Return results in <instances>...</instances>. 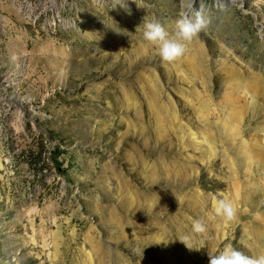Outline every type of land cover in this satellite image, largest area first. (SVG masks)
<instances>
[{
	"label": "rangeland",
	"instance_id": "1",
	"mask_svg": "<svg viewBox=\"0 0 264 264\" xmlns=\"http://www.w3.org/2000/svg\"><path fill=\"white\" fill-rule=\"evenodd\" d=\"M181 11L166 63L137 28ZM0 162V264L264 254V0H0Z\"/></svg>",
	"mask_w": 264,
	"mask_h": 264
},
{
	"label": "clouds",
	"instance_id": "2",
	"mask_svg": "<svg viewBox=\"0 0 264 264\" xmlns=\"http://www.w3.org/2000/svg\"><path fill=\"white\" fill-rule=\"evenodd\" d=\"M175 23L174 35H170L166 27L158 20L149 21L146 17L137 28V31L143 29V39L155 47L161 60L166 63H172L181 58L187 51V44L196 39L207 26L206 19L199 13L189 15L184 11L178 14ZM236 212V205L227 193L220 192L213 195L212 214L214 216L231 221L235 218ZM192 230L194 233L203 234L207 231V226L203 220L195 219L192 222ZM179 239L192 250L186 243L188 237ZM208 258L209 264H264V254L249 255L231 243H225L219 250H209Z\"/></svg>",
	"mask_w": 264,
	"mask_h": 264
},
{
	"label": "bare ground",
	"instance_id": "3",
	"mask_svg": "<svg viewBox=\"0 0 264 264\" xmlns=\"http://www.w3.org/2000/svg\"><path fill=\"white\" fill-rule=\"evenodd\" d=\"M0 166H1V162H0Z\"/></svg>",
	"mask_w": 264,
	"mask_h": 264
}]
</instances>
